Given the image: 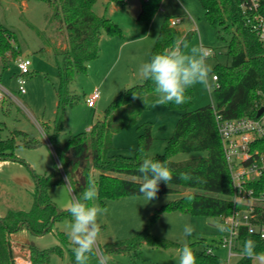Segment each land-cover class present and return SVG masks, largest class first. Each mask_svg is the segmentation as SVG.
Segmentation results:
<instances>
[{"label":"trees","instance_id":"obj_1","mask_svg":"<svg viewBox=\"0 0 264 264\" xmlns=\"http://www.w3.org/2000/svg\"><path fill=\"white\" fill-rule=\"evenodd\" d=\"M11 1L22 3L29 0ZM42 1L49 6L51 20L58 24V33L64 35L66 42V47L61 48L55 55L59 79L56 88L58 99L53 133L49 136L51 143H59V135L67 111L78 103L77 97L70 91L71 83L76 75L86 73L88 65L100 57L103 38L120 35L122 30L111 19L95 13V0ZM140 1L141 10L137 21L151 20L163 2V0ZM197 1L205 11L207 22L217 30L220 39L224 40V34H232L227 46L230 64H218L210 75L211 77L216 75L218 78V86L216 84L211 86L214 104L191 110L195 94L193 87L189 88L186 93L190 97L188 102L179 106L172 103L166 105L181 111L182 115L175 126L173 136L168 139L163 155L150 156L153 137L149 128L139 136L138 146L132 156L116 154V148L112 143L113 136L135 127L139 115L158 99L152 82L144 80L143 83L121 92L107 109L104 119L96 122L88 132L73 135L64 145H60L58 160L66 169L69 164L75 166L69 158L68 153L71 150L86 147L93 151L94 158L91 166L86 170L84 183L74 185L81 193L87 184H94L102 206L108 201H119L125 197H143L138 191L142 179L137 171L142 163L139 151L141 147L144 148V155L165 161L173 173V179L168 184L160 182L157 195L178 193L181 189L198 191L163 205L149 218L145 228L138 235L127 240V244L125 242L122 246L114 245L109 247V250L120 252L142 244L180 250L183 245L178 242L158 238L151 233V228L163 213H189L192 216L216 217L222 220L230 216L234 210L231 200L233 182L218 133L215 112L228 120L257 119L259 110L264 108V42L246 24L241 8L244 0ZM110 2L127 9L130 0H110ZM193 36V33H188L182 37L167 18L152 49L150 59L153 55L177 44L188 45ZM16 43L15 33L0 24V60L3 70L20 56ZM134 93L139 96L133 98ZM41 145V141L29 139L25 132L14 130L7 139H0V161L18 160L16 150L19 147L36 149ZM191 152H204L206 155L181 162L172 159L177 154ZM250 152L256 153V158H264V138L251 143ZM92 169L95 172H91ZM73 171L69 169L66 172L71 179ZM182 172L189 173L192 179L188 181L179 179V174ZM35 181L37 187L32 209L29 212L9 211L0 218V264H15L11 240L13 234L24 227L37 236L50 233L55 222L66 215L63 212L57 213V207L49 196V192L62 183L58 168L46 176L35 174ZM251 186L257 192L264 191V175L256 178ZM261 223H264V209ZM59 237L62 238L63 234ZM239 240L240 252L244 257L238 260L237 264H253L255 257H264V240L248 234L245 229H242ZM247 241L253 242L254 245L251 256L244 252ZM188 246L195 254L196 264H221L216 255L208 253L211 249L198 250L196 244H188ZM28 253L32 263L46 264L52 255L62 256L63 249L57 246L39 250L31 246ZM70 261L71 264H76L73 250L70 253Z\"/></svg>","mask_w":264,"mask_h":264},{"label":"rangeland","instance_id":"obj_2","mask_svg":"<svg viewBox=\"0 0 264 264\" xmlns=\"http://www.w3.org/2000/svg\"><path fill=\"white\" fill-rule=\"evenodd\" d=\"M95 1V13L111 19L119 26L122 33L113 37L105 36L104 38H111L114 41L108 43L105 53L88 65L86 73L76 75L70 91L77 97L78 103L67 111L59 135V143H51L49 136L53 133L58 99L56 88L59 84L55 55L61 48L66 47L64 35L58 33L59 26L51 20V10L44 1L29 0L22 4L11 0H0V24L15 33L16 45L20 51L17 60L11 62L5 70L0 60V86L9 90L16 98L7 97L6 103L0 100V127H2L0 139H7L10 137V132L17 130L25 132L29 139L41 141L42 148L19 147L16 155L25 159L28 164L26 169L30 174H33V169L29 164H35L34 171L37 174H49L58 168L62 177V183L50 191L49 196L57 207V213L63 212L66 215L55 222L50 233L39 236L25 231L23 233L39 250L57 246L63 249L62 256L52 255L46 264H71L70 253L74 244L68 236V224L72 217L64 208L73 195H80L76 185L84 183L86 170L91 166L94 158L93 151L83 147L81 151L68 153L75 166L69 164L68 169L63 168L58 160L60 145H64L73 135L88 132L96 122L104 119L107 109L121 92L143 83L144 80L139 75V66L150 60L164 21L167 18L170 22L181 20L175 28L181 33L194 34L185 52L190 51L193 46L209 50L211 54L207 62L213 70L218 64L227 65L231 62L227 55V46L232 34H224L223 31L224 40L220 39L217 30L207 22L205 11L197 0H163L161 8L154 17L143 21H137L140 0H130L127 9L117 6L110 0ZM19 59L31 61L30 73L24 78L26 94L23 95L19 93L17 82L20 75L17 64ZM213 84L210 76L208 87L200 84L193 86L195 97L191 110L214 104L211 88ZM95 90H99L100 98L95 108H90L86 99ZM181 115L182 112L177 109L151 103L139 115L135 127L113 136L115 153L132 156L138 146L139 136L149 128L153 137L150 156L163 155L168 139L173 136ZM205 155L204 152L180 153L172 159L181 162ZM69 169L74 170L72 179L66 174ZM91 172L95 171L92 169ZM195 192L198 191L181 189L178 193L157 195L150 202L144 197H125L119 201H108L105 206L100 204L97 197L93 203L106 207L108 211L99 218L101 233L97 241L96 254L89 257L88 264H100L104 257L108 258L107 264H178L179 249L176 248L165 249L142 244L116 252L109 250V247L122 246L125 242L127 244V240L135 237L145 228L156 210ZM8 197L0 195V200ZM185 225L194 227V232L187 237L183 232ZM221 227L223 222L220 218L169 212L163 213L158 218L151 228V233L158 238L178 242L181 245L196 244L198 250L209 248L219 258L221 264H226L229 249L222 248L219 244L224 236ZM60 234H63L62 238L59 237ZM13 249L15 259L29 260L28 247L22 249L13 244ZM233 249L234 253L241 254L240 243H235ZM237 262V259H232L231 264ZM253 264H264V261L254 258Z\"/></svg>","mask_w":264,"mask_h":264},{"label":"clouds","instance_id":"obj_3","mask_svg":"<svg viewBox=\"0 0 264 264\" xmlns=\"http://www.w3.org/2000/svg\"><path fill=\"white\" fill-rule=\"evenodd\" d=\"M185 43L166 49L155 54L148 62L139 66V75L145 81H151L158 99L157 105L175 104L182 105L190 99L187 90L197 84L209 86V78L213 71L207 62L210 56L209 50L193 46L190 51ZM137 94H133L136 98ZM141 97V96H140ZM142 163L137 171L141 174L142 183L139 186V194L147 201L157 197L160 182L168 184L173 179V173L165 161L153 159L144 155V148L139 149ZM179 179L188 181L192 177L189 173H180ZM68 184V182H67ZM66 184V185H67ZM65 185V186H66ZM98 197L94 184H87L79 196L73 195L66 203V210L72 217L68 224V236L74 244L73 254L76 264H88L89 257L96 254L97 241L101 233L99 218L108 211L98 203H93ZM191 199V197H189ZM223 231L224 228L221 227ZM184 235L190 236L194 232L192 225H185ZM253 242L247 241L244 245L245 254L253 255ZM104 257L100 264H107ZM178 264H196V257L192 249L185 243L179 250Z\"/></svg>","mask_w":264,"mask_h":264},{"label":"built area","instance_id":"obj_4","mask_svg":"<svg viewBox=\"0 0 264 264\" xmlns=\"http://www.w3.org/2000/svg\"><path fill=\"white\" fill-rule=\"evenodd\" d=\"M242 12L246 18V24L255 32L258 38L264 42V0H244ZM181 20H172V27H176ZM210 52V51H209ZM211 54V52H210ZM20 75L18 77V89L20 94H26L25 76L30 73L31 61L19 59L17 61ZM218 78L212 77V82L217 85ZM14 96L0 86V100ZM100 98L99 90L86 99L90 108H94ZM218 133L222 141L225 157L231 172L233 182V194L231 200L234 210L228 217L222 219L224 236L219 244L222 248L229 249L228 261L240 260L244 254L234 253L235 243H240L242 229L248 234L264 240V223H261L262 210L264 209V191L257 192L251 183L264 175V158H256V153L250 152V145L255 140L264 138V114L257 119L240 118L228 120L215 112ZM263 208V209H262ZM236 250V249H235ZM208 253H213L209 250ZM264 261V257H255ZM15 264H34L30 260L15 259Z\"/></svg>","mask_w":264,"mask_h":264},{"label":"crops","instance_id":"obj_5","mask_svg":"<svg viewBox=\"0 0 264 264\" xmlns=\"http://www.w3.org/2000/svg\"><path fill=\"white\" fill-rule=\"evenodd\" d=\"M26 2L27 1H24V2H22V4H25ZM139 8L141 10V3H140ZM140 10H139V13H140ZM180 34L182 37H184L186 35L184 32L183 33L180 32ZM110 39L111 38H104L102 40V42H101V55H102V53H105V51L107 50L108 43H111V41H114V40H112V39L110 40ZM109 46L111 47V45H109ZM2 103H6V99L3 100ZM95 106H96V104H95ZM2 108H3V106H2ZM90 129H88V130H90ZM40 148H42V147H38L36 149H40ZM81 150H83V147L78 148V149H73L71 151L78 152ZM71 151H70V153H71ZM17 157H18V160L0 161V195L4 196V197L9 196L8 199L5 198V199L0 200V218H3L9 211L29 212L35 203V192H36V187H37V184L35 181V174H37V173H35L34 170H35L36 166H35V164H32V165L29 164V166H31L33 169L32 170L33 174H30L29 171L26 169V166L28 164L26 163L25 159L20 158L19 155H17ZM45 172H48V171H45ZM49 174H47V173L39 174L38 173L37 175L46 176ZM6 199H7V201H5ZM24 231L27 233L30 232V230L28 228H26V227L22 228L20 231H18L17 233H15L11 236L12 243L17 247H20V248L22 247V249L25 247L29 248L31 246L35 247V245H32L30 243L29 239H27V237H25L23 235V233H25Z\"/></svg>","mask_w":264,"mask_h":264},{"label":"water","instance_id":"obj_6","mask_svg":"<svg viewBox=\"0 0 264 264\" xmlns=\"http://www.w3.org/2000/svg\"><path fill=\"white\" fill-rule=\"evenodd\" d=\"M263 113H264V108H261V109L259 110L258 114H257V118L261 117ZM53 221H54V219L52 220V222H53ZM21 226H22V225H20V227H21Z\"/></svg>","mask_w":264,"mask_h":264}]
</instances>
